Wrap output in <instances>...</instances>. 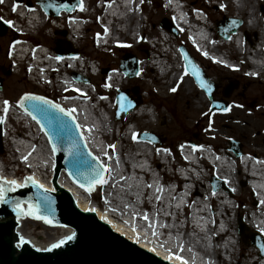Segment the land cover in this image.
<instances>
[{
	"label": "water",
	"instance_id": "1",
	"mask_svg": "<svg viewBox=\"0 0 264 264\" xmlns=\"http://www.w3.org/2000/svg\"><path fill=\"white\" fill-rule=\"evenodd\" d=\"M15 1L21 2L20 0ZM38 2L50 15H57L63 9L71 12L80 4V0H38ZM163 25L174 30L173 24L168 20H164ZM240 25V19L234 20L227 17L217 23L219 33L225 37H229L231 32L235 33ZM7 28V23L0 20V35H5ZM174 32L177 34L175 30ZM57 49L63 54L64 51L71 49V44L67 41L57 43ZM183 55L187 68L195 77L196 82L200 86L202 83L206 85L203 88H205L213 102L211 112L228 109L229 105L225 101H217L214 98L217 85L211 83L205 72L197 66L185 50H183ZM121 69L129 78H134L139 74V60L133 54H126L122 59ZM103 72H107V70ZM74 77L76 79L80 78L77 74ZM237 87V83L230 82L225 86L223 95L229 97ZM1 88L2 85L0 84ZM26 92L28 91H24L18 96L16 102L18 108H20L18 100ZM130 92L138 96V99L134 100L129 95ZM58 103L61 104L60 102ZM116 104V119L121 120L130 111L142 104L139 89L133 88L120 91L117 95ZM61 105L65 108L63 104ZM23 109H27L28 113L31 112V104L26 102ZM33 116L36 117L34 120L37 121L48 137L51 148L53 144L56 145V151L52 150L56 162L53 179L56 192L48 190L45 187L41 188L39 186L41 185L40 182L33 183L28 179L25 186L17 187L16 189H11V185L4 182V198L0 201V264H173L174 262H168L167 259L165 260V258L129 240L104 222L96 213L83 211L75 201L73 195L64 188L68 175L76 184L79 186L84 184V188L88 189L84 176L89 174L91 167H95L96 164L101 163L88 148L80 127H76L78 124L76 117L74 115L66 116L63 113H58L55 109L52 110L49 117L34 112L32 113ZM73 116L75 119H73ZM56 118H63L69 122V128L67 130L61 129ZM50 120L51 123L49 122ZM74 141L78 143V149H72V154H70L71 145ZM231 143L238 154H241V144L234 141H231ZM0 149H2V124H0ZM63 169L67 175L60 174ZM59 174L60 179L58 184L57 178ZM105 175L106 171L103 173L106 180ZM214 184L217 185V182H214ZM103 191L105 193V183L87 192L93 199L102 200ZM45 195L49 198L47 207L43 203ZM23 202L28 204L25 212H27L29 205H39L37 215L47 217L52 221V223H47L43 219L47 224L51 226H69L73 229V235L64 240V243L56 248L40 250L35 248L34 244L29 243L19 246L16 230L18 222L25 214L18 212L17 204L23 208ZM29 217L35 218L34 216ZM245 228L241 223V235L251 238V244L259 247L261 250L260 255L264 256V238L258 234H246Z\"/></svg>",
	"mask_w": 264,
	"mask_h": 264
},
{
	"label": "rangeland",
	"instance_id": "2",
	"mask_svg": "<svg viewBox=\"0 0 264 264\" xmlns=\"http://www.w3.org/2000/svg\"><path fill=\"white\" fill-rule=\"evenodd\" d=\"M260 1L261 3H264L263 0ZM150 3L153 5V7L151 5L146 6V8H148L147 14L151 24H147L146 31L149 32V34L151 33L153 35H156L158 34L156 25H159V23L165 18L169 19V13L162 6V0H151ZM93 7L94 5L90 6V8ZM2 8H5V10H3ZM204 9L206 10L209 18L212 19L214 24L217 20L223 19L224 15L229 17L244 15V11H239L230 1L219 2V5L211 4L206 8L204 7ZM0 14H3L6 18L13 17L11 8L4 6V4L0 5ZM259 26H263L262 21H260ZM152 27L153 29H151ZM258 29L259 28H250L249 30L251 35L254 31H258ZM242 30L244 31V27L241 28V31ZM186 34V31L180 32L178 35L177 43H180V41L182 40L184 42H189ZM91 35V32L86 34V40L83 41V43L85 44L84 54H88L93 58L96 57L100 59L102 66H109L108 68L110 70L111 68H118V64L125 53H134L139 57L141 61L147 57L146 50L149 48V45L146 42L141 41L140 43H138V41L136 40L130 42L129 45L112 48L111 51H106L104 49L98 50L96 44L94 46L92 40H90ZM8 38L4 40L5 46H7L10 41V39L8 40ZM20 38H22L21 35ZM32 39L34 41L41 40L48 45H53V43L48 40L46 31L42 27H40L38 35L32 36ZM190 49L192 50L191 47ZM4 51L5 49L1 53V56L4 55ZM193 52L200 59H202V62L209 65L205 71L208 76L218 84L215 98L225 99L229 104V109L223 112L210 113L211 100L207 95L206 99L201 100L198 104L194 96H196L195 92L198 93L199 88L188 74L181 76L180 79L175 80V82H172L173 76L167 75L164 79L165 81H163V79L159 78V76L157 77V72L152 71V69L150 68L147 70L143 68L142 71L147 73L146 79H142V77L129 79L126 77L127 82L122 83L121 87H137L141 94L142 101H144V103L151 102L153 104L155 114L151 116L152 118H143L139 117V114L132 113L131 116L128 117L125 122H123V124H125L126 122L135 121L136 128L138 129L137 133H139V135L147 132H154L156 134H159L163 140V147L165 148L173 149L176 144L182 140H193L196 143H200L202 141H210L214 144L223 145H227L230 140H234L242 144L244 151L254 149L264 154V79H253L251 76L242 74L241 70L237 71L236 69H229L224 65L207 59L198 51L195 52L194 50H192V53ZM12 57L13 59L10 58L9 60L13 63V68L15 69L16 74L7 81V84L2 90V94L4 95L5 101H8V104L14 103L17 106L16 102L18 96L21 95L24 91L33 90V86H35L36 84L32 80V82L30 81L28 75H25L24 66L15 64V58L14 56ZM1 60L2 59L0 57V61ZM9 60L7 61L9 62ZM186 78H188L191 82V84H189V87L194 90L190 93L191 98L186 96L187 90L185 89V86L188 84H185ZM102 79L103 75H100L98 77L91 76L92 82H100ZM232 80L237 81L239 83V86L232 92L229 97L226 98L223 96L222 91L225 85L230 83V81ZM153 83H155L156 85H153ZM173 88H175L176 90L172 91ZM48 89H50L55 93V95H57L56 100L58 102H60L61 104L65 103V96L61 95V91L57 87L48 86ZM98 89L102 90L103 92L105 91L102 89V87H98ZM107 93L112 97V100L114 102L117 89L108 91L106 92V94ZM188 98H190V104H188L186 101V99ZM254 101H256V103L254 107H252ZM194 105L198 107L196 111L192 108ZM140 112L141 111L139 110V113ZM237 112L241 115L245 114L251 117L249 127H244L246 128L245 137L242 136L240 132H236L237 125H233L231 128H229L226 123L221 124L220 121V119L223 120L225 118L231 119L229 116H236L234 117V119L236 120L241 119ZM110 113L112 115V120L117 122L114 117L115 104L114 109H112ZM233 113L237 114L233 115ZM107 127H109L108 123ZM258 132L260 133L258 134ZM110 138V136L107 138L108 145H110ZM0 152V157L5 165V170L7 171V173H9V171L11 170L9 168L12 167V165L10 164L13 161L15 151L10 149V145H4L3 142V147L2 149H0ZM108 156L111 157L110 155H107V157ZM13 167L14 169L16 168V166ZM26 171L27 168L22 165L21 169L19 171H16V174L14 175V181L18 182L17 180H22L23 186H25L28 177ZM109 175L110 174H108V176ZM210 178V176L207 177L206 181H210ZM239 178L241 179V176ZM7 181L12 180H8L5 178L0 179V187L4 188V182ZM225 183L228 185L226 181ZM229 185L233 186L231 183ZM207 186V183L205 185L201 184L200 192H204L207 189ZM16 188L17 187L15 185H11V189ZM231 193L237 202L238 211L243 214V218H246L245 211H247L249 207H259L258 201H256L254 194L247 184L242 185L240 183L238 186L235 185ZM99 201L104 202V197ZM238 218L239 215L236 212L233 218V222L236 226H238L239 224ZM24 222H26L28 225V231H31L34 235H36L38 239H41L43 242H47L49 240L45 234V231L50 232V230H48L49 226L46 225L44 221L33 220L31 217H28L24 219ZM250 231H256L252 225ZM248 232L249 231H247V233ZM259 233L263 232L259 231ZM262 235H264V233ZM197 242L200 243L199 241ZM239 245L241 249H243V251H247L243 256L239 258L240 260H237L236 254V259L232 264H243L244 262H247L251 259V257L248 256V253L252 251L254 247L252 246L250 248L251 245L244 243L242 240H240ZM220 262L222 263V259L220 260Z\"/></svg>",
	"mask_w": 264,
	"mask_h": 264
},
{
	"label": "bare ground",
	"instance_id": "3",
	"mask_svg": "<svg viewBox=\"0 0 264 264\" xmlns=\"http://www.w3.org/2000/svg\"><path fill=\"white\" fill-rule=\"evenodd\" d=\"M133 0H117L115 4H113L111 7L108 8V22H112L116 24L117 26L121 27L122 29L131 28V22L133 21L134 14H133ZM139 1V0H138ZM258 0H234L233 5L240 11L244 10L245 8H248L247 12L249 14L248 18V26L251 28L256 29L259 26V23L261 21L260 12L257 7ZM5 4L7 7H11L12 3L10 0H5ZM21 8V7H20ZM24 9L19 10V15L24 16ZM264 14V12H262ZM239 16V15H238ZM39 22L38 15L34 16V20L30 18L28 22V29L32 30V28L37 27V24ZM18 27L19 24H16ZM15 28V26H14ZM136 31L138 30L137 27H134ZM75 31H80L81 25L80 23L75 24ZM204 33H198L196 41L200 42L202 40H206L208 36V31L203 30ZM261 33L260 39L263 40V32ZM242 32H239L238 34H235L231 36L229 39L232 40L231 44L233 43L236 50H239L241 52L246 51L248 54V59L254 61V67L260 68L264 64V58L261 57V59H256V57H259V49L262 48L264 45V41H259L258 44L255 46H248L244 45L242 43L241 38ZM227 40V41H229ZM234 41V42H233ZM203 49V48H202ZM29 48L27 45L21 46L18 44V46H15L13 48V54L16 56V59H21L25 56V54L28 52ZM216 51V50H215ZM202 52V50H201ZM149 51V55H150ZM213 57H217L219 59H225L226 55L225 53H219L216 51V53L213 54ZM17 59V60H18ZM76 62L71 61V65H75ZM159 63V62H158ZM177 66L180 67L183 66V62L180 61V59L177 62ZM79 65V64H78ZM81 65V64H80ZM160 67L162 66L161 63H159ZM144 68V63H141V75L139 77H142L143 72L142 69ZM162 68V67H161ZM182 68V67H181ZM166 69V66L163 64V70ZM153 71H156L155 68H152ZM93 71L95 69L93 68ZM181 70H177L174 73V77L172 78V82H175L177 78H180L179 74H181ZM183 76V75H182ZM192 78V77H191ZM71 76L64 75V77L61 79V82L65 86L71 85ZM185 81V80H184ZM187 84L185 86V89L187 90L186 96L191 98L190 93L194 91L189 87V84H191L190 80L186 78L185 81ZM82 83V82H78ZM77 83V84H78ZM189 87V88H188ZM194 96L196 98V102L199 104L201 100L206 99V93L204 90L200 89L198 90V93L195 92ZM190 98L186 99L187 103L190 104ZM64 106L70 110H75L73 112V115L77 118L78 123L80 125V129L85 137V141L87 143V146L89 149L102 161L103 165H105V171L107 173L106 177V183H105V194L106 197H104V202L101 205L98 201L93 199L90 194L82 189L81 187L74 184V182L67 176L64 188L68 190L74 197L75 201L78 203V205L82 208L83 211H92L96 213L104 222H106L109 226H111L116 231L123 234L125 237H127L129 240L138 243L141 247L169 260L176 264H210L208 262L209 257H216L215 252L209 251L207 249L206 245L203 244L202 241V231L204 230L203 225L201 226L202 229H198V233H195L193 237L189 236V241L186 239H183V236L181 234H172L167 238L166 240L161 238L160 235H162V228L161 225H158L155 220L152 223L142 222L139 221L138 218H141V214H139L136 210L135 206H131L130 204L122 203L121 207H118L117 205H114V201H119L120 198L123 196L133 195V192L136 190V187H140L141 180H136L134 178L135 176V168L143 166L144 161L139 160L136 158L137 154L136 152H142L141 148H136L134 151H129L125 157L121 158L120 160H117V158L114 157H107L106 154L103 152L102 142L100 133H103V130L107 131V117L106 114L96 115L95 110L92 105H89L87 103L80 104L75 99H66L64 100ZM256 101L253 102L252 107H254ZM244 107V106H243ZM195 111L197 110V106L192 107ZM139 109V108H138ZM133 112H130L128 116L125 118L131 116ZM103 113V112H102ZM238 113V112H237ZM237 113H233V115H236ZM19 114L28 122L29 127V135L27 138H20L18 136L14 137L11 136V141L8 138V134H11L10 129L7 130V127H4L5 133H4V145L8 144L10 145V149H18L20 156H22L24 153H29V164L28 160L25 161V167L27 168L26 173L28 176H31L34 178V180L40 182L43 186L46 188L53 190L54 185L52 183V177H53V169H54V158H53V152L51 150V147L49 145L48 139L45 136V134L42 132L36 121H34L27 113H24L23 110H20ZM238 115L241 117V119L236 120L234 117L236 116H229V118L220 119L221 124L226 123L229 128H231L233 125H237L236 132H240L242 136H246V128L249 127V123L251 121V117L247 116L245 114L241 115L238 113ZM106 120H103V119ZM110 125V123H109ZM260 132H258L259 134ZM36 135H41V139L36 146L34 143ZM116 151L118 155H121L122 148L120 147L119 142L116 145ZM136 151V152H135ZM120 161V162H119ZM129 168L131 170V177L129 179V184H131L130 189H134L132 192L129 191V195L127 192H125L122 196H118L116 189L112 190V185L118 181L119 177H122L124 175L125 171H129ZM258 168H253V173H259ZM108 174H110L108 176ZM15 170H10L9 173L5 170V167L2 162H0V178H5L8 180H14ZM200 178L205 180L204 174H200ZM60 175L58 177V184H59ZM17 184L23 185L22 180H17ZM260 186L262 187L261 195L264 197V180L260 181ZM125 190V188H123ZM112 190V191H111ZM123 190V192H124ZM111 191V192H110ZM110 193V194H108ZM140 193V192H139ZM115 196H118V198H115ZM119 199V200H118ZM26 205H23V209L26 210ZM256 208V207H252ZM146 220H149L147 215L145 216ZM48 230L50 232L45 231L46 236L48 237L47 242H43L41 239H38L36 235H34L31 231H28V225L26 222H24V218H22L17 225V234L19 238V246L24 243L34 244V247L40 250H45L48 248H52L51 245L59 243L61 240H66L70 238L73 235V230L68 226H59V227H53L49 226ZM172 231H175V226L172 225ZM59 232V234H58ZM161 232V233H160ZM23 238V242L21 240ZM199 241L200 243H198ZM226 247V246H225ZM177 257H181L182 259H177Z\"/></svg>",
	"mask_w": 264,
	"mask_h": 264
},
{
	"label": "flooded vegetation",
	"instance_id": "4",
	"mask_svg": "<svg viewBox=\"0 0 264 264\" xmlns=\"http://www.w3.org/2000/svg\"><path fill=\"white\" fill-rule=\"evenodd\" d=\"M25 4L31 2L33 5H37L36 0H22ZM14 7H17V5L14 4ZM3 10H5V8H3ZM92 10L94 11V17L92 18V20L89 21V26L82 30L80 29V31H75V26L71 27L70 24L71 22H73V24L75 23H79L80 21L84 20V16H83V10L74 12V13H65L63 14L60 18L56 19L55 21L52 20V17H50L49 15H45L46 16V21H45V25H44V29L46 31V35L48 40L53 43V45H48L53 51H55V44L57 42H65V41H69V43H71L72 49L70 50L71 52H77L80 55H82L84 53V43L83 41L86 40V34L92 32L93 35H91V39L93 42V45L95 46V7L92 8ZM248 8H245L244 11V15H242L243 17V27H244V31H247V16H248V12H247ZM17 15V14H16ZM14 16V18H17V16ZM264 15V14H262ZM264 17V16H263ZM0 18H5V16L3 14H0ZM8 21H10L8 18H5ZM12 19V18H11ZM263 23H264V18L262 19ZM10 27L9 30L6 34V36L1 37L0 36V57L2 60L4 61H0V83L2 85V87L4 88L5 85L7 84V81L13 77L16 74V71L13 68V64L10 62V57H11V53L13 50V45H12V41L14 39L19 40L20 39V34H18L16 32V30L14 29L13 23H9ZM58 24V25H57ZM59 27H57V26ZM254 33V32H253ZM9 37V38H8ZM8 38V40L10 39L9 43L7 46H5L4 44V40ZM245 38V35L244 37ZM258 38L260 39V35L258 36ZM259 39H254L252 42L246 41L245 39L244 42H246L249 46L252 45H256L257 43H259ZM4 51V55L1 56V53ZM193 57L196 61H200V65L203 66V68L207 69V67L209 66L207 63L202 62V59H200L197 55H195V53H193ZM9 60V62L7 60ZM42 85V84H41ZM34 89L30 90L26 93H24L23 95L28 94H32V95H37V96H41V97H45L48 99H51L53 101H56V96L54 92H52L50 89L48 88H42L40 86H33ZM22 95V96H23Z\"/></svg>",
	"mask_w": 264,
	"mask_h": 264
},
{
	"label": "snow or ice",
	"instance_id": "5",
	"mask_svg": "<svg viewBox=\"0 0 264 264\" xmlns=\"http://www.w3.org/2000/svg\"><path fill=\"white\" fill-rule=\"evenodd\" d=\"M0 2H2V0H0ZM13 10H15V8ZM7 23H12V22L7 21ZM233 23H235V21H233ZM205 55H207V54L205 53ZM56 59L59 60V59H62V57H56ZM105 86L107 87L108 85H105ZM201 87H206V85H204L202 83ZM175 90H176L175 88L172 89V91H175ZM77 91H79V89H77ZM26 102L31 104L32 111L28 113L29 115H32V113L34 112V113L42 114L45 117H49V116H51L52 110L55 109L56 112H58V113H63L66 116H72L73 112L75 111L74 109L66 111L59 104H55L52 101L47 100L46 98L41 97V96L25 95L20 99L19 104L21 107H24ZM4 104H5L4 111L7 112L8 101H4ZM25 111H27V109H25ZM33 119H36V117L33 116ZM56 119L58 120V123H59V126L61 129L67 130L69 128V126H70L69 122L65 121L63 118H56ZM73 119H75L74 116H73ZM0 122H3L2 118H0ZM49 122L51 123V120ZM76 127L79 128L80 125L77 124ZM136 138H137L136 134L134 133L133 139H136ZM109 147L114 149L115 146L110 145ZM72 149H78V143L77 142L74 141L72 143L71 149H70V154H72ZM52 150L56 151V145L55 144H53ZM105 170H106L105 165H103L102 163H98V164H96L95 167L90 168L88 175L84 176V179L88 185L87 190L89 192L93 190V188L95 187L96 184L102 185V184L107 182L103 176V173ZM0 179H2V178H0ZM27 179L32 181L33 183H38L37 181L34 180L33 177H28ZM7 183L9 185H15L16 187H23V185L17 184V182L14 180L7 181ZM39 186L41 188H43V185H39ZM84 186H85L84 184H81V187H84ZM4 192H5V189L0 187V201H2L4 198ZM43 203H44L45 207L48 206L49 198L46 195L43 197ZM17 209H18V212L20 214L34 216L35 218H38V219H44L47 223H52V221L50 219H48L47 217L37 215V213L39 211V205H29L27 212H25V210L23 208H21L19 204H17ZM21 240L23 242V238H21ZM63 243H64V241L61 240L59 243L51 245V247L56 248V247H59L60 244H63ZM177 259H182V258L177 257Z\"/></svg>",
	"mask_w": 264,
	"mask_h": 264
}]
</instances>
